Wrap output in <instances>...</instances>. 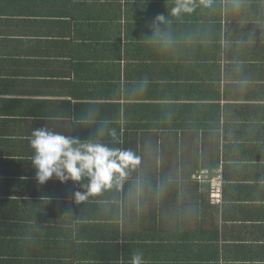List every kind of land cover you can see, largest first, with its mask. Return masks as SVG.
Instances as JSON below:
<instances>
[{
    "label": "crops",
    "instance_id": "0c3cea01",
    "mask_svg": "<svg viewBox=\"0 0 264 264\" xmlns=\"http://www.w3.org/2000/svg\"><path fill=\"white\" fill-rule=\"evenodd\" d=\"M194 2L174 16L176 0H0V192L8 179L38 193L0 195V222L19 208L46 264H129L136 251L146 264H264V0ZM101 121L119 144L97 137ZM46 126L140 163L77 202L87 180H36L28 137Z\"/></svg>",
    "mask_w": 264,
    "mask_h": 264
},
{
    "label": "clouds",
    "instance_id": "9594fccd",
    "mask_svg": "<svg viewBox=\"0 0 264 264\" xmlns=\"http://www.w3.org/2000/svg\"><path fill=\"white\" fill-rule=\"evenodd\" d=\"M206 3L210 4V0H206ZM196 7L194 0H176L172 15L191 14ZM165 22V17L158 15L153 27L158 29L156 26ZM147 84L145 78L140 90H144ZM96 134L97 137L110 136L114 144L121 142L116 131L110 129L106 121L100 122ZM28 145L32 150L30 159L38 184L43 185L53 177L61 183L72 181L78 184L82 179L87 180L82 185L84 191L75 193L77 202L119 184L140 163L131 150L109 148L99 139L82 141L77 136L60 134L47 126L32 131ZM129 264H146L143 253L134 252Z\"/></svg>",
    "mask_w": 264,
    "mask_h": 264
},
{
    "label": "trees",
    "instance_id": "16d2710c",
    "mask_svg": "<svg viewBox=\"0 0 264 264\" xmlns=\"http://www.w3.org/2000/svg\"><path fill=\"white\" fill-rule=\"evenodd\" d=\"M181 146L180 143L177 144V147L179 148ZM173 175H172V183H175L176 185L180 183H184V178L186 176L184 172V158L176 156L173 161ZM222 174L217 173L215 175H211L208 179L209 188H208V198L209 202L211 203L210 199V179L213 176H217ZM191 179V176H189ZM224 180V186L226 184V181ZM6 183H3V186L5 188V191L0 192V195L15 199L20 201L23 197L29 198V197H37L38 193L33 192L29 194L28 191H25L23 189H17V183L18 181H9L8 179H5ZM7 184V186L5 185ZM14 184V185H13ZM6 186V187H5ZM223 186V190H224ZM2 187V188H3ZM174 195L177 196V190L173 191ZM178 192H181L180 190ZM223 203V192H222V202ZM213 205V204H212ZM220 205V204H218ZM19 208H15L12 205H10V208L6 209L4 212V215L9 218L7 221L0 222V264H46L44 262V258L37 252V247L35 246L36 242L34 241L36 238V233H27L25 231L24 233L20 230L21 227V216L19 213ZM26 223V222H25ZM26 226V225H25ZM75 243V242H74ZM54 258V257H52ZM62 262L67 259L68 261H72V257L68 253L62 254ZM54 259L50 261V263L54 262ZM74 260V259H73Z\"/></svg>",
    "mask_w": 264,
    "mask_h": 264
},
{
    "label": "built area",
    "instance_id": "2783aa9c",
    "mask_svg": "<svg viewBox=\"0 0 264 264\" xmlns=\"http://www.w3.org/2000/svg\"><path fill=\"white\" fill-rule=\"evenodd\" d=\"M210 199L213 205L221 204L224 180L221 175L213 176L210 180Z\"/></svg>",
    "mask_w": 264,
    "mask_h": 264
}]
</instances>
